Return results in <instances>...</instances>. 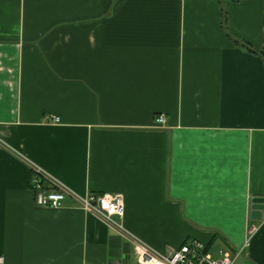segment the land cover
<instances>
[{
    "label": "crops",
    "instance_id": "1",
    "mask_svg": "<svg viewBox=\"0 0 264 264\" xmlns=\"http://www.w3.org/2000/svg\"><path fill=\"white\" fill-rule=\"evenodd\" d=\"M34 169L62 207L36 205ZM106 193L115 225L73 197ZM190 239L264 264V0H0L2 264Z\"/></svg>",
    "mask_w": 264,
    "mask_h": 264
},
{
    "label": "built area",
    "instance_id": "2",
    "mask_svg": "<svg viewBox=\"0 0 264 264\" xmlns=\"http://www.w3.org/2000/svg\"><path fill=\"white\" fill-rule=\"evenodd\" d=\"M57 122L58 119L53 120ZM166 123L165 117L159 115L155 124L162 126ZM45 179L39 170L32 172L30 187L34 193L35 203L43 208H60L69 194L64 189H53L44 184ZM52 188V189H51ZM79 201L82 209L99 218L105 223L115 225V220L123 218V197L120 194L89 195L83 198L73 196ZM121 227V225H118ZM135 259L137 264H233V260L225 253L220 259H213L207 252V246L197 240L185 241L179 248L169 254L158 253L151 247L134 242ZM3 263L0 257V264Z\"/></svg>",
    "mask_w": 264,
    "mask_h": 264
},
{
    "label": "rangeland",
    "instance_id": "3",
    "mask_svg": "<svg viewBox=\"0 0 264 264\" xmlns=\"http://www.w3.org/2000/svg\"><path fill=\"white\" fill-rule=\"evenodd\" d=\"M216 247H214L211 251H210V256L213 259H218L221 257V253L219 254V249L222 250L218 245H215Z\"/></svg>",
    "mask_w": 264,
    "mask_h": 264
},
{
    "label": "water",
    "instance_id": "4",
    "mask_svg": "<svg viewBox=\"0 0 264 264\" xmlns=\"http://www.w3.org/2000/svg\"><path fill=\"white\" fill-rule=\"evenodd\" d=\"M253 215V214H252Z\"/></svg>",
    "mask_w": 264,
    "mask_h": 264
}]
</instances>
